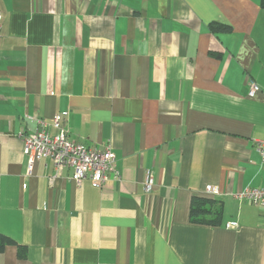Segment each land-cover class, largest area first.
Returning <instances> with one entry per match:
<instances>
[{
  "label": "crops",
  "instance_id": "crops-1",
  "mask_svg": "<svg viewBox=\"0 0 264 264\" xmlns=\"http://www.w3.org/2000/svg\"><path fill=\"white\" fill-rule=\"evenodd\" d=\"M0 14V231L27 248L0 264H264V208L239 197L264 188L261 0H0ZM58 114L71 140L111 147L120 179L29 169L20 134ZM193 195L221 202L220 225L190 221Z\"/></svg>",
  "mask_w": 264,
  "mask_h": 264
},
{
  "label": "built area",
  "instance_id": "built-area-1",
  "mask_svg": "<svg viewBox=\"0 0 264 264\" xmlns=\"http://www.w3.org/2000/svg\"><path fill=\"white\" fill-rule=\"evenodd\" d=\"M2 16L0 14V22ZM252 91L259 89V86L250 81ZM40 129L37 132H22L24 147L23 151L28 156L29 169H32L36 160L50 158L56 170L69 167L73 170V180L80 185L85 180H91L97 185H102L110 176L120 179V171L117 165V157L110 146L103 150L90 148L80 142H75L69 138V135L63 127V118L61 114L55 116L53 122L39 120ZM57 128V134H51V128ZM256 146L264 162V138L257 140ZM148 185L153 183L151 173L147 172ZM208 191L216 195L215 188L209 187ZM239 197L247 198L255 205L264 208V188H247L239 194ZM238 222L227 223V227H237Z\"/></svg>",
  "mask_w": 264,
  "mask_h": 264
},
{
  "label": "trees",
  "instance_id": "trees-1",
  "mask_svg": "<svg viewBox=\"0 0 264 264\" xmlns=\"http://www.w3.org/2000/svg\"><path fill=\"white\" fill-rule=\"evenodd\" d=\"M264 8V0H261ZM214 30H230V26L220 23L212 24ZM223 207L216 199L193 195L190 202V221L196 225L218 226L222 223ZM18 245V255L22 258L27 256V248L18 244L10 236L0 231V252H3L8 245Z\"/></svg>",
  "mask_w": 264,
  "mask_h": 264
}]
</instances>
